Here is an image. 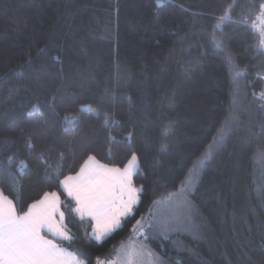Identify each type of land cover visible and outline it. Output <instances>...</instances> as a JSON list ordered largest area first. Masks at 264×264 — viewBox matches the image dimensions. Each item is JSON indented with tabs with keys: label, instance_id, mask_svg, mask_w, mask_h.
<instances>
[{
	"label": "trees",
	"instance_id": "16d2710c",
	"mask_svg": "<svg viewBox=\"0 0 264 264\" xmlns=\"http://www.w3.org/2000/svg\"><path fill=\"white\" fill-rule=\"evenodd\" d=\"M230 3L236 20L264 0H0V191L18 213L58 192L78 238L56 242L86 264L112 260L130 238L165 264H264V55L250 27L228 21L234 64L213 49L214 17ZM233 117L222 146L182 191ZM133 155L138 205L103 241L90 239L94 222L71 211L58 180L89 156L124 168ZM57 169L58 179H46ZM184 195L189 224L133 230Z\"/></svg>",
	"mask_w": 264,
	"mask_h": 264
},
{
	"label": "snow or ice",
	"instance_id": "6c2138e0",
	"mask_svg": "<svg viewBox=\"0 0 264 264\" xmlns=\"http://www.w3.org/2000/svg\"><path fill=\"white\" fill-rule=\"evenodd\" d=\"M161 2L162 0H157V4ZM234 8L235 5L230 3L221 15L214 17L216 24L208 34L213 49L228 55L229 63L232 64L234 61L228 54L222 29L226 21L250 27L257 37L256 48L261 55H264V3L259 5V12L248 9L246 13L241 12L236 20L232 17ZM253 16L256 19L250 21V17ZM217 30H220L221 35H217ZM242 74L243 70L236 72L237 77ZM33 108L38 110V105H33ZM74 119L76 117L71 119L66 117L69 124ZM234 119L235 117L226 122V126L213 137V143L208 146L203 157L197 161L186 177L182 191L192 189L200 170L222 146ZM261 132L264 134V127ZM163 148L162 145V150ZM260 155L264 156V150ZM11 159L12 157H9V160ZM137 165L136 155L132 156L124 168L101 164L95 156H89L79 172L58 180L62 189L75 202L76 206L71 211H74L81 221L89 218L94 222L90 239L103 241L105 237L122 227L124 218L133 214V207L139 202L143 190L133 183V173ZM60 174V170L57 169L54 173H46L45 177L51 180L55 175L58 179ZM16 183L18 182L13 178V184ZM146 226L156 227L151 221L141 217L136 221L133 230L141 231ZM160 227L168 230L169 226L162 224ZM45 232L51 234L53 238H47ZM57 238L68 242L78 238V234L72 232L65 222V212L61 210V200L57 192H44L40 199L27 206L26 211L18 214L13 200L0 191V264H86L85 261L79 260L75 253L56 243ZM97 264H165V262L143 244L136 243L130 238L126 244H121L112 260L98 259Z\"/></svg>",
	"mask_w": 264,
	"mask_h": 264
},
{
	"label": "rangeland",
	"instance_id": "374dc122",
	"mask_svg": "<svg viewBox=\"0 0 264 264\" xmlns=\"http://www.w3.org/2000/svg\"><path fill=\"white\" fill-rule=\"evenodd\" d=\"M138 168H139V160H138L137 168L134 171V173L137 171ZM138 203L136 205H138ZM192 219H193L192 199L191 196L189 195H184L182 198L174 201L171 204H168L167 206H163V207L159 205L156 206L151 216V222L153 224L158 225L159 227L162 224H167L169 226L167 231L177 230L179 228H182L187 224H189ZM136 243L143 244L147 249L150 250V248L147 247L146 244L142 242H136ZM100 260L109 261L106 259H100Z\"/></svg>",
	"mask_w": 264,
	"mask_h": 264
},
{
	"label": "crops",
	"instance_id": "0c3cea01",
	"mask_svg": "<svg viewBox=\"0 0 264 264\" xmlns=\"http://www.w3.org/2000/svg\"><path fill=\"white\" fill-rule=\"evenodd\" d=\"M135 185V184H134ZM58 193V192H57ZM4 194V193H3ZM59 194V193H58ZM5 195V194H4ZM6 196V195H5ZM59 196H60V194H59ZM8 197V196H7ZM9 198V197H8ZM9 199H11V198H9ZM12 200V199H11ZM60 200H61V210L63 211V209H62V198H61V196H60ZM14 202V201H13ZM15 203V202H14ZM17 208V207H16ZM17 213H18V211H17ZM19 214V213H18ZM44 235H46L47 236V238H49V239H52L53 237L51 236V234H49V233H47V232H45L44 233ZM49 235V236H48ZM51 236V237H50ZM58 239V238H57ZM59 240H61V239H59ZM57 243V242H56Z\"/></svg>",
	"mask_w": 264,
	"mask_h": 264
}]
</instances>
